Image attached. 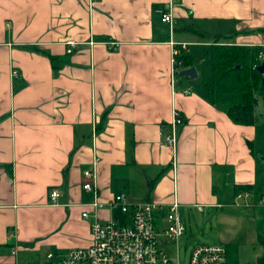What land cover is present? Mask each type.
<instances>
[{
  "label": "crops",
  "instance_id": "1",
  "mask_svg": "<svg viewBox=\"0 0 264 264\" xmlns=\"http://www.w3.org/2000/svg\"><path fill=\"white\" fill-rule=\"evenodd\" d=\"M216 35L264 49V0H0V264L89 245L86 169L103 221L125 219L119 193L177 202L179 213L224 207L231 218L236 204L263 206L234 186L264 192V121L234 123L194 63L193 80L171 63L170 42L191 56L188 44L207 48ZM175 110L182 123L168 146Z\"/></svg>",
  "mask_w": 264,
  "mask_h": 264
},
{
  "label": "built area",
  "instance_id": "2",
  "mask_svg": "<svg viewBox=\"0 0 264 264\" xmlns=\"http://www.w3.org/2000/svg\"><path fill=\"white\" fill-rule=\"evenodd\" d=\"M155 13L160 21L167 25H172L170 9L166 6L157 7ZM66 52H72L76 47L74 42L67 40ZM107 49L118 47L117 42L105 41ZM171 63L175 66V57L179 53L180 47L185 44L170 42ZM264 63V54L260 57ZM182 123V118L178 110L173 112L171 120V131L164 135L165 144L172 146L175 141L174 129ZM86 183L82 189L91 193L90 200H87L80 214L82 219H91L89 223L90 243L83 248H73L62 255L49 252L41 262H20L19 264H226L222 257L225 247L223 244L196 245L188 252L186 260L181 263L179 258L168 256L158 247L157 241L163 238L168 241H177V236L185 231L179 210L175 204H152L128 203L124 193L114 196L113 204L119 207L120 212L125 216L123 222L114 220L103 221L98 217L100 204L96 200V187H91L92 171H83ZM59 192L51 190L48 194L50 203H55L59 197ZM201 211L202 208L198 207ZM201 257V261L187 263V258ZM17 264V263H12Z\"/></svg>",
  "mask_w": 264,
  "mask_h": 264
},
{
  "label": "rangeland",
  "instance_id": "3",
  "mask_svg": "<svg viewBox=\"0 0 264 264\" xmlns=\"http://www.w3.org/2000/svg\"><path fill=\"white\" fill-rule=\"evenodd\" d=\"M174 27L177 30L180 29ZM225 36H221V38ZM233 38V36H227L223 42H229L227 40ZM207 40L208 38H204L200 41ZM188 54L193 57L194 66L199 68L200 74L197 79L206 82L205 79L208 77L210 80V65L206 47L202 44L192 46L188 44ZM200 85L205 86L203 83ZM261 192L253 187L251 191L238 192V194L244 197L251 195L252 198L259 199ZM237 206L238 204L231 209L235 212L232 215L233 218L225 213L227 208L224 207L218 211L215 208H202L201 211H196L195 208L181 210L180 215L185 228L183 235L177 241L158 239V247L172 258L177 256L183 263L186 260V251L188 252L192 247L220 243L228 251V257L225 259L226 264H257L258 259L264 255V206L259 205L260 208L257 210L247 209V205ZM253 219H255L256 225H254ZM116 222L121 223L120 218ZM28 260L30 259L23 258L20 261Z\"/></svg>",
  "mask_w": 264,
  "mask_h": 264
},
{
  "label": "trees",
  "instance_id": "4",
  "mask_svg": "<svg viewBox=\"0 0 264 264\" xmlns=\"http://www.w3.org/2000/svg\"><path fill=\"white\" fill-rule=\"evenodd\" d=\"M211 40L206 48L211 70V79L206 85L209 101L236 124L257 125L264 121V79L257 72V67L262 64L263 47L223 42L219 35ZM175 61L177 69L191 67L194 63V59L181 49ZM252 189L251 184L234 186L235 192ZM260 198H264V192ZM257 264H264V256Z\"/></svg>",
  "mask_w": 264,
  "mask_h": 264
},
{
  "label": "bare ground",
  "instance_id": "5",
  "mask_svg": "<svg viewBox=\"0 0 264 264\" xmlns=\"http://www.w3.org/2000/svg\"><path fill=\"white\" fill-rule=\"evenodd\" d=\"M83 173V172H82ZM82 176H83V174H82ZM84 178V177H83ZM86 183V181H84L83 183H82V186L84 185ZM91 187H94V184L93 183H88ZM246 198V197H245ZM125 199L127 200V197H126V195H125ZM113 200H114V198H113ZM112 200V201H113ZM260 200V204H262L263 206H264V198H260L259 199ZM100 204V208H101V203H99ZM173 204H175V206H176V208L179 210V204L177 203V202H174V203H172V204H170L169 206H171V205H173ZM183 233L184 232H182V233H180L178 236H177V238L179 239L182 235H183ZM222 250H223V254H222V257L224 258V259H226V249H225V247H222ZM14 252H11V254H13ZM201 257L202 256H200V257H197V258H187V263L189 262H192V261H201ZM33 263H37V262H33ZM17 264H19V263H17Z\"/></svg>",
  "mask_w": 264,
  "mask_h": 264
},
{
  "label": "water",
  "instance_id": "6",
  "mask_svg": "<svg viewBox=\"0 0 264 264\" xmlns=\"http://www.w3.org/2000/svg\"><path fill=\"white\" fill-rule=\"evenodd\" d=\"M257 72L262 76V79H264V63L260 64L257 67ZM195 68L190 67L182 72H180V76H189L192 80L195 78Z\"/></svg>",
  "mask_w": 264,
  "mask_h": 264
}]
</instances>
